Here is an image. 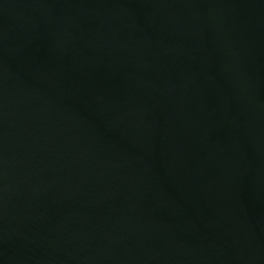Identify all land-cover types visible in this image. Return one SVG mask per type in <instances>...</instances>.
<instances>
[{"label":"water","instance_id":"obj_1","mask_svg":"<svg viewBox=\"0 0 264 264\" xmlns=\"http://www.w3.org/2000/svg\"><path fill=\"white\" fill-rule=\"evenodd\" d=\"M0 264H264V0H0Z\"/></svg>","mask_w":264,"mask_h":264}]
</instances>
